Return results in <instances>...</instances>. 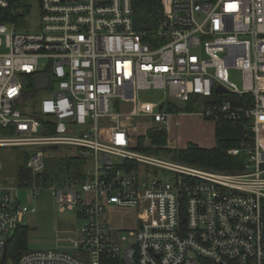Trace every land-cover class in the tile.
Listing matches in <instances>:
<instances>
[{"label": "built area", "instance_id": "2783aa9c", "mask_svg": "<svg viewBox=\"0 0 264 264\" xmlns=\"http://www.w3.org/2000/svg\"><path fill=\"white\" fill-rule=\"evenodd\" d=\"M163 5L157 27L141 31L134 0H35L39 31L30 33L5 15L18 5L0 0V148L33 149L30 196L50 195L82 221L73 240L80 254L29 251L4 264H264V0ZM38 77L49 78L48 96L34 102ZM153 90L180 103L202 99V116L216 124H242L245 139L228 154L243 167L218 171L141 153L138 138L170 122L138 100ZM126 104L135 111L124 113ZM142 118L149 122L140 133ZM55 147L88 162L85 182L42 185L46 150ZM3 167L0 264L36 212L2 186ZM108 207L133 211V226L109 227L101 218Z\"/></svg>", "mask_w": 264, "mask_h": 264}, {"label": "trees", "instance_id": "16d2710c", "mask_svg": "<svg viewBox=\"0 0 264 264\" xmlns=\"http://www.w3.org/2000/svg\"><path fill=\"white\" fill-rule=\"evenodd\" d=\"M18 3V0H13ZM14 6L5 15L13 17V21L18 22L22 15ZM29 12V9L26 11ZM164 13L163 0H134V19L138 30L151 31L157 27L159 20ZM199 99H193L188 103L168 105V111L172 113L189 112L195 110V104ZM213 102L209 100L206 105ZM216 146L212 149L199 147L190 144L186 149L169 151L173 154L175 160L190 165H196L205 169L218 171H234L243 167L245 160L239 157H233L228 154L232 148L238 147L245 139V129L242 124L233 121H221L216 124ZM149 137L152 138V144L157 147L166 146L167 133L165 130L157 132L151 130ZM143 137L139 138L140 143ZM16 153V184L19 188H28L33 184L34 176L28 168V162L33 149L23 147H12ZM139 149H142L141 146ZM57 166L46 163V170L43 173L44 187H69L72 185H81L86 181L85 171L88 168V162L74 157L57 159ZM28 228L20 226L10 238L8 244V261L18 262L24 254L28 252ZM109 264H119L112 261Z\"/></svg>", "mask_w": 264, "mask_h": 264}, {"label": "crops", "instance_id": "0c3cea01", "mask_svg": "<svg viewBox=\"0 0 264 264\" xmlns=\"http://www.w3.org/2000/svg\"><path fill=\"white\" fill-rule=\"evenodd\" d=\"M140 101V98L138 97ZM201 99H199L200 101ZM198 101V103H199ZM205 102V101H203ZM142 103V102H141ZM172 104H182L177 101H171L168 99L167 94L165 98L160 103H145L149 107L151 112L161 111L160 108L163 107L162 112L168 113L170 116V122L167 126V143L166 146L163 147L164 151H176L181 149H186L190 144L186 147H179V139L173 138V129L178 127L179 129L182 127L183 122H187L188 120L198 119V124L202 130V137L195 136L192 140L195 143H199V147L212 149L216 146V123L213 121H209L204 119L201 113H197L195 110L192 113L189 112H180V113H172L168 111V105ZM198 103L195 104V109L199 106ZM144 104V103H142ZM204 104V103H203ZM202 107L204 105H201ZM133 108V104H126L123 106V110ZM204 108V107H203ZM140 133H142L140 131ZM183 142V141H182ZM138 146L140 148L141 143L138 138ZM182 144V143H181ZM214 144V146H212ZM152 145V144H151ZM53 151H58L57 149H52ZM141 150V149H140ZM72 153L64 152L61 155H57L58 159H63L70 157ZM2 163L3 161L0 160ZM4 163V162H3ZM2 165L4 166V164ZM7 166V165H5ZM5 166L3 167L2 175H1V184L5 187L15 188V196L17 201L21 205H26L29 208L36 209V212L29 213L24 217L22 226L27 227L28 232V252L29 251H66L71 254H80V252L75 249L73 245V240L79 238L78 229H74L73 223H66L63 225L60 222L58 217V213L61 212L58 206L57 201L50 195H44L42 198L33 199L29 192L27 193L26 188H19L16 184V169H13L12 174H5ZM9 171V170H8ZM8 171H6L8 173ZM4 175V176H3ZM22 192H26L28 196L23 197ZM121 209H117L115 207H108L105 212L102 214V221L105 222L109 227L114 230L120 229L122 227L127 226L126 222H116L115 218H113L114 213H117ZM76 211L75 217L80 220V213L78 210ZM126 221V220H125ZM63 226V229H62ZM70 227V228H69ZM73 228V229H72Z\"/></svg>", "mask_w": 264, "mask_h": 264}, {"label": "rangeland", "instance_id": "374dc122", "mask_svg": "<svg viewBox=\"0 0 264 264\" xmlns=\"http://www.w3.org/2000/svg\"><path fill=\"white\" fill-rule=\"evenodd\" d=\"M35 3V0H18V3L15 2L16 7L22 8L21 13L24 15L21 17V19L17 22L19 27L21 26V30L25 32H38L39 31V24H40V17H39V9L37 7L31 9V5ZM29 9V12H26ZM24 12V13H23ZM231 80L235 82L238 86L241 87L242 85V79L240 74H233L231 76ZM48 96L47 91H41L34 93V97L31 99V101L39 102L41 99ZM166 93L164 91L160 90H153V91H141L139 93L140 102L144 103L143 106L148 107L145 105V103H160L165 98ZM203 100L201 99L198 103V107L195 109L197 113L203 112ZM148 110V109H145ZM135 111V106L133 105V108L131 109H125L123 110L124 113L131 114ZM187 122H183L182 127L179 129L178 127H175L173 129V138L179 139V147H186L188 144H195L199 146V143H195L192 139L195 136L202 137V130L200 125L198 124V119L195 118L194 120H188L189 118H186ZM149 119L142 118L137 122V129L138 131H141L142 128H145L148 126ZM157 132H159L157 129H155ZM142 132V131H141ZM141 150H139L141 153L152 155L155 157H159L168 161H176L173 157V154L169 151L162 150L161 147L154 146L152 144V138H142L141 139ZM183 141V142H182ZM149 142V143H147ZM182 143V144H181ZM152 144V145H151ZM214 146V144L212 145ZM65 151H67L66 148L61 147L58 151H52V150H46V156L47 160L46 163L57 166V155L63 154ZM0 160L3 161L2 163L7 166H5V174H12L13 169L16 168V153L11 148H0ZM9 170V171H8ZM8 171V173L6 172ZM3 175V176H4ZM28 193V191H26ZM26 192H22L23 197L28 196ZM133 214V211L131 210H120L117 213H114L113 218H115L116 222H126L128 228L132 227L133 220L130 218ZM76 211H70L66 210L64 212H59L58 217L60 219V222L65 225L66 223H73V228H79L82 225V221L78 220L76 217ZM126 220V221H125ZM66 227V225H65ZM70 228V227H69ZM72 228V229H73ZM63 229V226H62Z\"/></svg>", "mask_w": 264, "mask_h": 264}, {"label": "water", "instance_id": "95a60500", "mask_svg": "<svg viewBox=\"0 0 264 264\" xmlns=\"http://www.w3.org/2000/svg\"><path fill=\"white\" fill-rule=\"evenodd\" d=\"M49 85V78L48 77H38L36 78V91H42L48 88ZM219 92H223V90H219ZM30 96V94L28 95ZM160 110H163V107L160 108ZM54 149H57L56 147ZM10 241V240H9ZM9 244V242H8ZM8 256V246L6 247L3 259H2V264H4L7 260Z\"/></svg>", "mask_w": 264, "mask_h": 264}]
</instances>
